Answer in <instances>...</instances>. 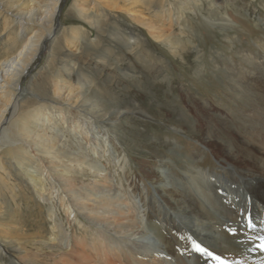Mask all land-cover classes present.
<instances>
[{"label":"bare ground","instance_id":"bare-ground-1","mask_svg":"<svg viewBox=\"0 0 264 264\" xmlns=\"http://www.w3.org/2000/svg\"><path fill=\"white\" fill-rule=\"evenodd\" d=\"M91 1H93V5L88 7ZM157 1L74 0L69 15L73 18L78 15L81 21L88 23L90 27L101 34L111 40L119 41V39L122 40L120 36L117 39L113 34H107L102 30L101 21L105 20L106 15L110 16L114 12L123 14L132 19L134 23L147 27L152 36L168 47L174 56L180 55L186 61V53H179L183 51V42L171 30L172 19L168 20V25L165 20L162 23L159 19H147L136 10L138 6L143 7V5L152 8L154 4L158 3ZM176 1L185 4L194 0ZM203 1L199 0L197 4L200 5ZM61 3L62 0H0V187L4 188L6 192L0 193V235L10 244L11 241L16 242L14 247L23 257H31L24 246L18 245V243L25 242L32 247L31 250L39 253L47 250L50 260H61L57 264H64L62 255L72 256L77 251L74 241L84 249L85 246L88 248L91 243L88 242L89 239H92L90 247L97 255V259L93 261L96 264H118V262L119 264H264V60L255 62L257 67L252 66L253 71L249 70L248 73L239 71L238 89L245 93L243 96L250 95V99H252L251 102L244 105L245 109L241 111V117H239V121L243 124L241 128L239 126L233 128L230 123H227L229 126H226L224 120L222 124H217L220 127L214 125L203 128L204 130L199 124V127H186L182 125V122H179L178 126H173L177 131L183 133L200 134L197 142L206 148L224 171H228L226 174L230 177L223 180L213 174L194 170L188 177L174 175L177 182H173L170 186V182L167 181L169 177L164 173L166 168L164 162L155 159V164L148 167V174L158 198L142 202V209L145 208L144 210L149 212L152 219L157 218V215L162 218L158 219V222L149 220L147 226L142 227L144 246L142 244V247H138L142 249L141 253L137 249L129 250L126 245H131L132 241L125 236V228L137 225V216L136 219L133 217L135 209L132 211L130 208L127 209L129 202L126 205L123 196L119 197L115 193L113 181L106 180L105 171L95 162L88 160L86 163L82 156H76L74 151L68 149L64 143L50 142L46 139L48 136L38 134L44 131V126H48L54 131L50 116L54 114L53 105H56L57 101L54 97L50 99V95L47 93V84H42L39 89L33 82V86H30V96L26 97L28 99H24L27 94H24L23 84L29 77L32 66L40 58L43 46L47 42L51 43V53L53 54L59 52L55 47L59 45L60 38L64 39L61 50L69 51L72 49L70 47L72 45L76 47V51H81L79 44L82 42V30L78 25L77 27L73 25L70 28L64 27L60 37L58 35V32H61L59 17ZM195 3L193 2V4ZM222 3L224 0L217 4L221 6ZM192 11L194 12L193 8L184 5V8L179 9V19L183 21L186 18L185 13ZM160 13L161 15L158 16L161 18L164 13ZM121 43L123 46H127L123 40ZM127 49L130 52L133 51L128 46ZM84 53L97 59L100 58L95 53ZM53 58L54 56L51 58L52 62ZM74 59L67 57L65 60L59 61V64L66 68L63 71L66 78L75 76L74 69L67 64L68 61ZM228 67L233 71L236 69L235 66ZM45 76L42 75L45 77L44 81L53 84L55 97L72 104H68L69 106L74 105L75 108L77 106L87 111L91 116L104 121L110 118L116 120L123 113V110L120 111L119 108L113 112L110 111V108L100 104L88 93L81 94L80 89H77L79 94H75L78 97H73L71 94V96L68 94L67 97H64L61 85H66V83L59 73L53 70L49 75L46 73ZM80 85H83L82 81ZM39 90L42 91L38 92ZM80 98H83L81 102ZM202 108L206 110L204 105ZM202 108L200 109L203 110ZM23 116L25 122H23ZM33 117L36 119L32 120ZM19 118L21 120L18 124L19 131H13L11 126L16 125ZM42 118L47 123H43ZM208 120L210 123L216 124L213 118ZM57 121L58 125L54 123L56 128L65 123L62 122L65 121V117L60 116ZM31 124L36 126L34 130L29 128ZM74 127V131L80 130L78 123ZM214 127L216 128L214 129ZM37 129L38 133L35 132ZM16 135L19 140L16 139ZM224 138H230L229 142H226ZM15 144L21 146L15 154L18 160L13 162L17 172L23 167L24 160L34 157L31 154L32 151L34 154L38 152V155L43 156V159L48 160L51 164L52 169L49 168V170L55 171L67 185L71 194V199H68L70 201H63L60 205L51 202L46 207L40 200L46 194L49 199L53 198V201L57 197L62 198L59 191L46 186V179L50 180L51 172H48L47 175L46 170L43 171L42 175L47 178H42L38 171H34V175L30 177H27L26 173L18 175L26 179L25 187L35 194L36 198L29 199L30 204L31 202L36 203L38 213L46 220L48 219L47 215L57 216L56 209L60 211L63 209L66 212L68 221L71 220L68 223V231H64L63 227H57L54 223L48 233L46 223L41 222L37 230L31 233L25 231V228L23 230L22 224L17 223L19 219L16 218V221L14 216L6 219L13 213L10 211V205L12 199L13 201L17 199L16 189H20V195L24 194L21 186L15 184L13 173L4 167L5 162L8 163L13 157L12 146ZM4 148L6 150H3ZM199 152L202 151L199 150ZM93 153L95 154V152ZM198 155L196 154L197 160L200 159ZM65 158L68 159L67 162ZM63 162H66L67 166H64ZM75 175L91 178L95 187L90 193H83L74 188L77 187L75 186ZM30 183H32V187ZM97 187L101 189L99 192L101 195L97 192ZM69 202L79 205V210L82 211L86 220L98 228L92 230L88 226L81 225L84 222L78 219ZM16 207L18 206L16 205ZM46 213L48 214L45 215ZM127 222L128 224H126ZM143 223L142 218V226ZM73 224H79L85 231V236L89 231L91 234L86 238H77L76 234H71ZM163 228H166L167 231L165 232ZM57 235L65 236V239L55 238ZM109 235L116 236V239L107 237ZM194 243L208 248L214 255L221 256V260L217 261L206 253L197 252ZM251 247L255 249L254 253L250 249ZM76 254L73 255V258ZM91 260L93 259L91 258ZM112 261L115 262L112 263ZM77 264L85 263L79 259Z\"/></svg>","mask_w":264,"mask_h":264},{"label":"rangeland","instance_id":"rangeland-1","mask_svg":"<svg viewBox=\"0 0 264 264\" xmlns=\"http://www.w3.org/2000/svg\"><path fill=\"white\" fill-rule=\"evenodd\" d=\"M198 1L194 0L195 4L193 2L181 4L176 0H158V3L154 4L152 8L144 7V5V8L142 6L136 8L147 19H159L162 23L165 20L167 24L168 20L172 19L171 30L183 42V51L179 53H186V61H184L180 55L174 56L168 47L156 40L147 27L140 26L129 17L117 12L110 16L105 14V20L101 21L102 30L107 34H113L116 38L120 36L125 45L133 50L130 52L127 46H123L122 40L119 38L117 39L120 42L111 40L90 27L88 23L81 21L78 15L74 18L71 17L69 11L74 0H62L59 14L61 32H58V35L60 37L64 27L70 28L72 25L75 27L78 25L82 30V42L79 44L82 52L76 51V47L72 45H70L72 49L69 51L61 50L64 39L60 38L59 45L55 47L59 52L53 54L51 53L52 45L47 42L43 46L40 58L32 66L29 77L23 84L24 94H27L24 99H28L26 97L30 96V89L35 82L36 88L39 89L42 84H47V93L50 95V99L54 97L57 101V104L53 105L54 114L48 115L52 119L53 124L51 123V125L54 131L48 126H44L43 132H39L38 129L35 132L48 136L46 139L50 142L64 143L68 149L74 151L76 156H82L86 163L88 160L95 162L105 171L106 180L113 181L115 193L119 197L123 196L126 205L129 202L127 209L130 208L131 211L135 209L133 217L136 219L137 216V225L125 228V236L132 241L131 245H126V248L137 249L140 253L142 249L138 247H142L143 244L142 227H146L149 220L155 222L162 218L157 215V218L152 219L149 212L144 210L145 208L142 209V204L145 201L158 198L148 174V167L155 164V159L164 162L166 167L164 173L169 177L167 181L170 182V186L173 182H177L174 175L188 177L194 170L213 174L223 180L230 177L226 174L228 171H224L206 148L197 142L200 134L183 133L177 131L173 126H178L179 122H182V125L186 127L202 125L203 129L214 125L220 127L219 125L224 120L226 126H229L227 123H230L233 128H237L236 126L241 128L243 126L239 121L241 111L245 109L244 105H247L252 99H250V95L243 96L245 93L238 89L239 71L243 73H248L249 70L253 71L252 66L257 67L255 62L264 60V0H224L221 6L217 3L222 0H204L200 3L201 7L197 4ZM92 5L93 1L88 7ZM184 5L193 8L195 13L193 11L185 13L186 18L181 21L179 9L184 8ZM160 12L164 13L161 18L158 16L161 15ZM173 31L171 32L173 33ZM166 33L168 34V32ZM84 52L95 53L101 59L91 57ZM52 56H54L53 62ZM67 57L75 58L68 61L67 64L74 69L76 77L72 74L71 78H66L63 72L66 68L59 64V61H63ZM91 58L93 59L91 60ZM226 65L235 66L236 69L233 71ZM53 70L59 73L66 83V85H61L64 97H67L68 94L78 97L75 94H79L77 89H80L81 94L88 93L100 104L110 108V111L113 112L119 108L120 111L123 110V113L116 120L110 118L104 121L91 116L84 109L77 106L75 108L74 105L69 106L72 104L62 101L61 98L58 100V97L54 95L53 84L44 81L45 74L49 75ZM81 81L83 82L82 86L80 85ZM40 91L42 90L38 92ZM82 99L80 98V102ZM202 105L206 107V110L202 108ZM60 116L65 117V121H62L65 123L56 128L54 123L59 124L57 120ZM212 118L216 124L210 123L208 120ZM35 119L32 118V120ZM19 122H21L20 118L16 125L11 126L13 131H19ZM42 122L47 123L44 118H42ZM77 123L80 125V130L74 131V126ZM33 124L29 126L31 130L36 127ZM16 139H18L17 135ZM229 139L224 138L226 142H229ZM20 147L17 144L12 146L13 157L8 163L5 162L4 167L13 173L15 184L21 186L24 194L20 195V189H16L17 199L15 201L12 199L10 205V211H13L14 215L10 214L11 216L6 219L14 216L15 220L19 219L20 223L16 221L18 224H22V229L31 233L37 230L41 222L46 223L48 233L54 223L57 227H63L64 231H68V223L71 220L68 221L63 209L61 211L56 209L57 216L55 217L46 213L47 218L52 220L49 221L38 213L36 203L31 202L30 204L29 199L36 198L35 194L25 187L26 179L18 175L26 173V176L30 177L34 175V171H38V174L42 175L44 170L47 174L51 172L52 166L48 160L43 159V156L38 155V152L34 154L30 149L34 157L24 160L23 167L17 172L13 162L18 160L15 154ZM196 154H199L198 158L200 157V159L197 160ZM254 157L256 156L254 155ZM66 160L68 159L65 158ZM66 162H63L64 166H67ZM49 168L51 169L49 170ZM40 169L41 171H39ZM51 174L50 180L46 179V186L55 188L62 198L57 197L53 201V198L49 199L46 194L44 198L40 199L46 207L51 202L60 205L63 201L71 199L65 182L55 171ZM43 177L45 176L42 175ZM75 178L77 187L74 188L83 193H90L95 187L91 178H86L83 175H75ZM30 185L32 187V183ZM97 192H101L98 187ZM0 193H6L5 189L0 187ZM69 203H71L70 206L73 207L78 219L84 222L81 225L88 226L92 230L98 228L86 220L82 211L79 210V205H74L73 202ZM163 229L165 232L167 231L166 228ZM71 234H76L77 238H86L91 233L89 231L85 236L86 233L79 224H73ZM107 237L116 239V236L113 235ZM55 238L64 240L65 236L57 235ZM58 239H56L57 242H59ZM7 242L0 235V264H57L61 261L50 260L47 250L41 253L31 250L32 247L25 242L18 243V245L24 246L31 257H23L14 247L16 242L11 241V244ZM88 242H91L88 248L85 246L83 249L74 241L75 250H77L74 254H78L75 255V258H73L74 254L72 256L62 255L63 263L77 264L80 259L85 264H96L93 261L97 259V255L90 247L92 239H89ZM147 243L150 242L147 241ZM250 249L253 253L255 252L254 248ZM114 262L112 261V263Z\"/></svg>","mask_w":264,"mask_h":264},{"label":"snow or ice","instance_id":"snow-or-ice-1","mask_svg":"<svg viewBox=\"0 0 264 264\" xmlns=\"http://www.w3.org/2000/svg\"><path fill=\"white\" fill-rule=\"evenodd\" d=\"M194 247H195V250H196L197 252H200V253H206L207 255L212 256L213 259H215V260H217V261H220V260H221V256H219V255H214L212 251H209V249L206 248V247H201L200 244H195V243H194Z\"/></svg>","mask_w":264,"mask_h":264}]
</instances>
